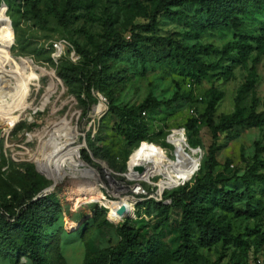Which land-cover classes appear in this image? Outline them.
<instances>
[{
    "label": "rangeland",
    "instance_id": "374dc122",
    "mask_svg": "<svg viewBox=\"0 0 264 264\" xmlns=\"http://www.w3.org/2000/svg\"><path fill=\"white\" fill-rule=\"evenodd\" d=\"M231 4L243 23L236 30L229 26L202 29L197 5L181 1L167 5L151 29L138 30L140 36H170L180 45L209 44L217 49L215 54L196 55L198 61L214 64L197 72L177 63L170 50L145 41L137 42L141 60L126 49L113 47L111 38L127 36L132 21L148 23L155 0H0L1 76L21 84L26 75L34 73L33 83L45 87L47 81L40 71L48 70L61 82L42 107L44 88L36 91L34 84L28 85L30 95L25 97L15 89L18 102H0V205L17 210L26 194L31 199L49 195L58 206L56 220L45 228L44 264H81L87 255L115 246L119 239L116 229L125 220L134 221L138 232L156 235L157 252L149 264H252L264 260V180L244 183L234 177L222 184L223 192L236 194L232 210L219 204L217 186H205L194 210L209 222L213 233L201 243L190 222L189 240L194 249L182 258L176 253L180 206L167 199L158 208L152 198H144L133 213L131 200L112 202L108 182L101 177V166L106 165L118 181L122 175L151 178L158 186L163 180L166 187L189 181L202 174L208 157L210 133L204 122L208 105L213 121L235 106L246 114L252 96L258 102L255 111L262 109L264 0L258 4L232 0ZM60 43L67 50L60 51ZM250 69L254 71L253 85L236 101V91ZM95 72L98 78L91 82L89 77ZM85 83H89L88 92ZM146 96L160 102L173 99L143 115L144 139L152 142L142 141L128 154L134 143L114 131L116 118L107 107H131ZM52 105H60L58 114L72 117V125L77 127L74 163L80 182L50 181L26 160L38 151L39 144L27 134L41 132L54 120L49 115ZM192 114L198 117L195 121ZM177 131L190 144L183 152L176 148ZM256 143L264 144V123L232 125L222 131L212 154L211 177L240 176L253 164ZM258 160L254 171L264 172V150ZM136 166L140 173L134 170ZM117 203H122L120 222ZM5 231L0 226V264H30L26 255L14 254ZM9 232L18 242L16 232Z\"/></svg>",
    "mask_w": 264,
    "mask_h": 264
},
{
    "label": "trees",
    "instance_id": "16d2710c",
    "mask_svg": "<svg viewBox=\"0 0 264 264\" xmlns=\"http://www.w3.org/2000/svg\"><path fill=\"white\" fill-rule=\"evenodd\" d=\"M174 1L197 5L203 17L201 25L202 29L212 30L220 26H229L236 30L243 25L242 21L233 11L231 4L232 0H155V6L147 16L148 23L132 21L127 36L124 37L120 34H115V36L111 38L113 47L117 49H126L135 58L141 60L142 52L138 47L137 42L145 41L155 48L170 50L172 57L177 63L197 72H203L204 69L211 68L214 64L202 63L196 59V55L198 53H217L218 50L211 45H180L170 36H140L138 34V30L148 31L151 29V27L155 25L157 15L161 13L167 5ZM253 1L258 4L263 0ZM262 28L264 29V23ZM240 47L244 48L243 45ZM262 49H264V45L262 46ZM3 69L4 67L2 63L1 73ZM5 74L9 73L5 72ZM11 74L21 76L30 73ZM89 78L91 82L94 81L98 78V73H92ZM253 81L254 71L250 69L244 83L236 91V101L245 90L252 87ZM89 88V83H85L84 89L86 92L89 91ZM172 99L173 98H170L164 102H160L151 96H146L138 104L131 107H119L113 104L108 105L107 111L116 118L115 125H113L114 131L119 133L120 138L123 140L125 139L127 141V139H130V142L134 143L129 149L128 154L131 149L139 146L142 141L152 142L151 140L144 139L145 119L143 115L148 114L160 104H169ZM257 104V99L252 96L250 99L249 110L246 114H243L241 110L235 106L229 113L219 115L217 121L212 120V109L211 106L208 105L205 109L204 122L210 133V142L207 148L208 157L203 163L202 174L189 181L186 178L187 181L183 184L162 193V199L174 200L181 208V217L177 231L179 244L176 248V253L179 257L186 258L188 253L194 249V245L189 240L188 228L190 222L195 224L201 243L208 241L213 233V227L210 226L209 222L198 216L194 210V204L204 192L205 186H217L219 189V204L224 209L232 210L231 201L236 198V194L232 191L223 192L221 190L222 184L234 179V177L242 180L244 183H247L250 180H264V172L256 173L254 171V166L259 163V154L264 150V144L260 145L258 143L255 144L252 154L253 164L249 168H245L240 176L213 179L210 173L212 154L216 149V141L222 131L232 125L250 126L261 125L264 123V101L262 102V109L255 111ZM192 115L193 116L190 117L193 118L192 121H195L198 117L196 114ZM185 137L181 131H177L175 137L176 148L180 152L188 149L190 145L187 140H185ZM167 184L168 183H165L162 180L158 188L166 187ZM31 198V195L25 194L22 196L20 202L17 204L21 206H19L17 210L10 205H0V226L6 228V235L4 238L14 250L15 255H26L30 260V264H44V249L46 245L45 228L50 226L56 220L58 206L51 201L49 195H43L35 199ZM152 204L154 207L158 208H163L164 206L162 201H154ZM5 216L9 219H5ZM120 216L121 212L117 215L119 222L122 220ZM161 221L165 222L166 218H162ZM133 223L134 221L132 220H125L124 223L119 225L116 229L119 236L116 245L87 255L82 260L81 264H149L157 252L158 239L154 234L138 232L133 228ZM11 230L16 232L18 242L11 238V234H9V231Z\"/></svg>",
    "mask_w": 264,
    "mask_h": 264
},
{
    "label": "bare ground",
    "instance_id": "6f19581e",
    "mask_svg": "<svg viewBox=\"0 0 264 264\" xmlns=\"http://www.w3.org/2000/svg\"><path fill=\"white\" fill-rule=\"evenodd\" d=\"M1 56H0V70H1ZM40 71V70H39ZM47 81L46 86H42L40 82L33 83V74L26 75L21 84H15L14 82L4 78L0 74V102L4 105L11 103L12 101H19L15 95V89H19L21 96L25 97L30 95L27 89L28 85L34 84L37 91L40 87L44 89V98L40 104V107L47 104L50 94L59 86L61 82L55 74L48 70L40 71ZM22 86H26L22 89ZM57 91V90H56ZM4 93L6 95H4ZM58 102V101H57ZM51 104V103H50ZM53 104V103H52ZM61 104V103H60ZM69 104V103H68ZM62 105V104H61ZM28 108V105H25ZM60 105H52L50 107V122L47 123L45 128L37 134H27L28 139L37 140L38 151L36 153H30L27 156L28 161H31L42 175H44L50 181H56L59 184L65 182H80V172L77 165L74 163L75 141L77 136V127L72 125V117L69 115H59L58 111ZM41 109V108H40ZM16 114V113H15ZM23 114V113H22ZM19 114V117L23 115ZM70 114V113H68ZM51 191V190H50ZM49 192V189L48 191ZM120 204V203H119ZM118 203L115 204V211L117 215L120 213ZM122 208V207H121Z\"/></svg>",
    "mask_w": 264,
    "mask_h": 264
},
{
    "label": "built area",
    "instance_id": "2783aa9c",
    "mask_svg": "<svg viewBox=\"0 0 264 264\" xmlns=\"http://www.w3.org/2000/svg\"><path fill=\"white\" fill-rule=\"evenodd\" d=\"M60 46H61L60 51H62V49L67 50V47L65 44L60 43ZM111 173L112 172L110 171V169L106 165L101 166V177L103 179H105V181L108 182L107 186H108L110 191H107V190L106 191L108 193H110L111 196L114 198V200H112V202H117L121 198L131 200L133 213L136 212V210L138 209V207H139L138 203L142 199L152 198L154 201H162L164 203L168 200L162 199V193L164 191H169V190L177 187L179 184L181 185L184 183V182H181L175 186L162 187L159 189L157 183L152 181L151 178L147 180V179H139L136 177L131 178V177H127L125 175H122V177H123L122 180L118 181V180L114 179L113 176H111ZM138 173H140V172H138ZM109 175H110V177H109ZM123 216H125V215H122V217ZM252 264H264V260H258Z\"/></svg>",
    "mask_w": 264,
    "mask_h": 264
},
{
    "label": "water",
    "instance_id": "95a60500",
    "mask_svg": "<svg viewBox=\"0 0 264 264\" xmlns=\"http://www.w3.org/2000/svg\"><path fill=\"white\" fill-rule=\"evenodd\" d=\"M140 166H136V167H134V170H136L137 172H139L140 171ZM45 193V192H44ZM118 210H119V212H121L122 211V208H121V206H119V208H118Z\"/></svg>",
    "mask_w": 264,
    "mask_h": 264
}]
</instances>
